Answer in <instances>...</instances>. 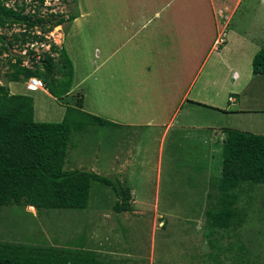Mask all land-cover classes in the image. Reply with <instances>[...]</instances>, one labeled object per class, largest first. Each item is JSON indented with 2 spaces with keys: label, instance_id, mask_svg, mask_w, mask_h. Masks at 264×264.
<instances>
[{
  "label": "crops",
  "instance_id": "0c3cea01",
  "mask_svg": "<svg viewBox=\"0 0 264 264\" xmlns=\"http://www.w3.org/2000/svg\"><path fill=\"white\" fill-rule=\"evenodd\" d=\"M241 2L105 0L99 11L73 14L58 40L72 62L70 91H82V109L109 124L99 126L105 128L99 134L90 126L78 133L66 162L73 166L66 169L86 166L114 176L128 188L130 205H157L158 169L152 192L140 188L147 144L158 141L160 162L161 141L176 127L264 134V74L251 71L253 55L264 48V0L257 2L250 26L230 29L227 38L224 30ZM84 18L90 22L86 30L77 26ZM218 36L222 41L216 44ZM29 78L1 84L32 98L35 121H60L64 107ZM169 194L165 190L163 198Z\"/></svg>",
  "mask_w": 264,
  "mask_h": 264
},
{
  "label": "rangeland",
  "instance_id": "374dc122",
  "mask_svg": "<svg viewBox=\"0 0 264 264\" xmlns=\"http://www.w3.org/2000/svg\"><path fill=\"white\" fill-rule=\"evenodd\" d=\"M45 1L46 5L37 0H0L5 6H24L23 13L41 19V27L36 25L26 30L24 43L17 34L22 26L0 28V33L11 42L8 50L0 53V83L7 81L13 63L34 70L37 58L45 55L54 59L53 78L59 77L60 56L51 46L59 47L58 40L68 17L85 10L97 11L105 5V0ZM258 1L242 0L224 30L225 37L229 38L230 29L250 26L255 20L253 14ZM59 17L63 20L59 27L50 28ZM87 22V18L80 19L77 26L89 29ZM259 37L263 42L264 38ZM13 54L21 56L18 62ZM89 128L96 134L105 130L99 126ZM195 131L176 127L168 133L161 141L160 162H157L158 141L153 147L145 143L149 147L145 156L148 169L140 188L145 195L152 192V178L158 169L162 191L157 205H131L129 212H114L111 205L115 195L111 187L93 182L87 205L81 210L36 211L25 205L0 206V242L90 249L98 259L111 264H264V185L241 183L234 189L237 198L233 207L242 219L228 227H210L205 210L216 201L217 191L210 182L222 170L216 163L222 133ZM77 135L71 134L74 141L70 140L67 146L64 169L73 166L72 163L67 166L66 162L71 158L69 146ZM81 158L83 162L86 159ZM165 190L176 196L169 194L166 198L171 203L163 198Z\"/></svg>",
  "mask_w": 264,
  "mask_h": 264
},
{
  "label": "trees",
  "instance_id": "16d2710c",
  "mask_svg": "<svg viewBox=\"0 0 264 264\" xmlns=\"http://www.w3.org/2000/svg\"><path fill=\"white\" fill-rule=\"evenodd\" d=\"M39 4L42 0H37ZM0 3V28L22 26L19 39L24 43L26 30L40 18L23 13L24 6ZM74 15L68 17L72 20ZM62 18L50 24L60 25ZM51 29H49L50 31ZM14 35V36H17ZM28 35V34H27ZM17 37H15V40ZM54 45V44H53ZM51 46L60 56V76L53 78L56 67L50 55L37 58L34 70L18 63L11 65L7 81L36 77L55 100L64 107L58 122L35 121L32 98L11 94L0 83V206L25 205L36 209H84L91 183L110 186L115 200L114 212L131 211L129 190L113 176L96 174L82 168L64 169L63 163L71 134L87 126H103L109 121L82 109V93L71 92L72 62L63 46ZM11 42L0 33V53L8 50ZM17 62L21 56L13 54ZM34 62L32 63V65ZM41 69V70H39ZM252 73L264 74V48L251 59ZM217 164L222 170L210 184L217 191L216 201L205 210L210 227H228L242 217L233 207L237 198L234 191L241 183L264 185V134H254L233 128H222ZM0 264H111L97 258L90 249L0 242Z\"/></svg>",
  "mask_w": 264,
  "mask_h": 264
},
{
  "label": "built area",
  "instance_id": "2783aa9c",
  "mask_svg": "<svg viewBox=\"0 0 264 264\" xmlns=\"http://www.w3.org/2000/svg\"><path fill=\"white\" fill-rule=\"evenodd\" d=\"M42 3H43V5H46V4H47V2H46L45 0H43ZM32 7H34V5H33ZM221 41H222L221 36H220V37L218 36L217 39L215 40V43L218 44V43H220ZM29 79H31L32 83H33L34 86H35V84H36V80H35V78H29ZM37 83H39L38 80H37ZM229 99L231 100L232 98L229 97Z\"/></svg>",
  "mask_w": 264,
  "mask_h": 264
},
{
  "label": "bare ground",
  "instance_id": "6f19581e",
  "mask_svg": "<svg viewBox=\"0 0 264 264\" xmlns=\"http://www.w3.org/2000/svg\"><path fill=\"white\" fill-rule=\"evenodd\" d=\"M55 27V26H54ZM30 80V83L32 84V85H34L33 83H32V81H31V79H29ZM36 80V79H35ZM35 85H38V83H37V80H36V84Z\"/></svg>",
  "mask_w": 264,
  "mask_h": 264
},
{
  "label": "clouds",
  "instance_id": "9594fccd",
  "mask_svg": "<svg viewBox=\"0 0 264 264\" xmlns=\"http://www.w3.org/2000/svg\"><path fill=\"white\" fill-rule=\"evenodd\" d=\"M30 78H34V77H30ZM37 80V78H35Z\"/></svg>",
  "mask_w": 264,
  "mask_h": 264
}]
</instances>
